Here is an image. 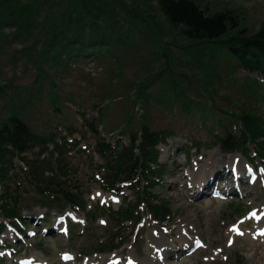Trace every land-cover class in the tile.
<instances>
[{
  "label": "rangeland",
  "instance_id": "1",
  "mask_svg": "<svg viewBox=\"0 0 264 264\" xmlns=\"http://www.w3.org/2000/svg\"><path fill=\"white\" fill-rule=\"evenodd\" d=\"M72 1L50 2L57 11ZM88 1L93 15L79 7L74 26L84 25L81 34L103 46L108 55L104 60L92 50L91 56L67 66L46 64L48 76H40L39 61L33 57L43 35L34 41L25 31L15 36L14 26L1 31L0 122L16 112L35 131L56 132L62 142L64 137L76 142L68 154L72 172L86 182L84 191L91 189L85 195L87 208L103 207L95 217L88 213V220L84 211L71 207L63 216L58 214L63 211L39 205L25 210L27 218L30 213L46 217L38 224L30 220L20 240L13 228L4 229L0 237L14 247L0 250V257L6 255L1 258L4 264H19L24 258L45 264H125L129 257L133 264H146L149 255L151 264H264V234L252 233L256 224L264 226V167L258 160L250 163L241 152L225 153L213 144L216 133L236 129L227 112L244 108L264 115L262 78L256 79L262 85L255 86L252 80L259 76L237 68L218 44L186 49L180 27L170 26L158 0ZM197 1L210 13L233 10L249 33L264 22V0ZM30 44L34 48L29 49ZM205 47L211 53L203 55ZM50 77L56 83L55 103ZM146 113L152 128L173 133L160 145L168 167L155 194L169 199L175 214L164 224L146 215L141 223L129 221L119 230L117 210L126 200L136 201L137 193L125 189L126 199L103 192L92 181L101 160L93 151L97 135L89 122L94 120L107 140L127 143L128 136L120 131L139 129ZM31 193L25 187L24 197ZM66 220L69 230H63ZM118 230L124 244L101 253L100 244ZM181 234L186 241L180 240ZM198 238L205 244L199 248L194 246ZM66 252L73 257L69 262L63 259Z\"/></svg>",
  "mask_w": 264,
  "mask_h": 264
},
{
  "label": "trees",
  "instance_id": "2",
  "mask_svg": "<svg viewBox=\"0 0 264 264\" xmlns=\"http://www.w3.org/2000/svg\"><path fill=\"white\" fill-rule=\"evenodd\" d=\"M50 1L0 0V35L8 26H14L12 33L17 37L18 33L25 31L34 41H39L43 35L40 51L33 57L39 61L36 66L40 76H48L46 64L61 63L67 66L73 60L91 56L90 54H94L90 53L92 50L97 51V56L104 60L108 55L103 46L81 34L84 25L80 28L74 26V14L79 7L86 8L87 14L93 15L88 11L89 1L74 0L57 11ZM158 2L170 26L180 27V32L188 41L186 49L203 44H218L236 60L237 68L264 76V22L257 31L249 33L241 26L240 18L231 9L210 13L197 0ZM44 6L48 9H44ZM92 24L95 25V22L92 21ZM73 28L77 30L74 31ZM75 43L78 46L74 47ZM31 44L29 49L34 48ZM207 50L205 47L203 55L208 54V51L211 53ZM252 83L257 87L262 85L256 79ZM55 85V80L51 79L52 103L58 100L54 97ZM227 113L230 115L228 121L230 120L231 127L235 126L236 129L226 127L223 135L216 133L213 144L220 145L223 152L241 151L250 161L258 159L264 162V115L244 108L240 113ZM144 115L139 129L120 131L119 134L128 136L127 143L120 139L116 143L107 140L99 134L94 120L89 122L90 128L97 135L93 151L101 160L96 164L98 176L93 172L92 181L104 190L118 194L124 188L137 193L135 202L126 200L117 210L119 216L115 225L119 230L125 221L139 220L142 207L158 222L173 218L169 199L155 194L168 167L166 162L160 161V145L166 143L173 133L169 129L152 128L146 122L147 113ZM131 121L132 116L129 115L128 122ZM219 121L223 124L221 119ZM72 142L65 137L62 142L56 132L35 131L16 112L0 122V217L13 220L14 224L15 219H22L27 223L23 212L31 210L35 205L59 211L68 206L86 208L85 195L91 189L84 191L86 182L76 178L72 172L73 166L68 161V154L77 145ZM23 179L25 184L21 182ZM28 186L32 193L27 199L23 192ZM99 208L101 206H94L88 213L95 217ZM16 226L23 230L17 222ZM4 229L5 222L0 220V233ZM119 230L112 233L107 242H102L98 250L110 252L119 248L123 244L117 241Z\"/></svg>",
  "mask_w": 264,
  "mask_h": 264
},
{
  "label": "bare ground",
  "instance_id": "3",
  "mask_svg": "<svg viewBox=\"0 0 264 264\" xmlns=\"http://www.w3.org/2000/svg\"><path fill=\"white\" fill-rule=\"evenodd\" d=\"M236 157V156H235ZM203 169H205V168H203ZM206 170H207V168H206ZM201 173H203V171L201 172ZM213 173V172H212ZM196 174H199V172L198 173H196ZM214 175V174H213ZM216 175V174H215ZM207 188V187H206ZM200 193V192H199ZM260 213V212H259ZM264 228V226L262 227H260L259 226V224H256V227H255V230H253L252 231V233L254 234L255 233V231L257 232V231H260V233L261 234H263V232H261V230ZM179 230H181V229H179ZM183 230V229H182ZM182 233V232H181ZM250 235V234H249ZM262 236V235H261ZM180 240L182 241V242H184V241H186V237L184 236V235H180ZM132 258H130L129 257V260H127L126 261V263L125 264H132ZM144 261H146L145 263L146 264H151V255H149L146 259H144ZM111 264H115V260H114V263H111Z\"/></svg>",
  "mask_w": 264,
  "mask_h": 264
},
{
  "label": "snow or ice",
  "instance_id": "4",
  "mask_svg": "<svg viewBox=\"0 0 264 264\" xmlns=\"http://www.w3.org/2000/svg\"><path fill=\"white\" fill-rule=\"evenodd\" d=\"M253 215H255V213H253ZM237 231H239V229H236ZM240 234H243V233H240Z\"/></svg>",
  "mask_w": 264,
  "mask_h": 264
}]
</instances>
